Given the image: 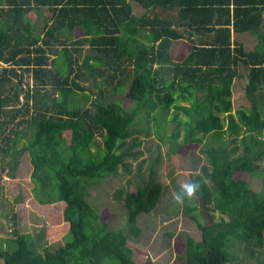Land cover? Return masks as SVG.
Wrapping results in <instances>:
<instances>
[{"label": "trees", "instance_id": "trees-1", "mask_svg": "<svg viewBox=\"0 0 264 264\" xmlns=\"http://www.w3.org/2000/svg\"><path fill=\"white\" fill-rule=\"evenodd\" d=\"M133 1L144 9L141 15L134 13ZM34 11L47 12L43 33L34 31ZM263 24L264 0L0 2V60L32 70L42 85L58 90L54 96L42 93L41 84L27 90L24 113L31 114L32 131L19 148L27 131L12 128L7 133L10 121L4 112L9 103L20 102L24 89L12 85L13 95L3 89L12 81L7 72L18 74L15 67L0 74V131L6 144L0 150L15 149V156L29 151L34 199L39 205L60 203L69 225L64 244L54 250L49 246L53 235L45 229L35 235L16 232L1 244L2 264H139L125 229L103 221L88 195L108 175L119 174L120 165L128 169L125 158L136 153L138 138L126 148L127 139L140 130L150 135L152 129L161 143L148 179L125 197L127 225L134 233L141 231L136 226L140 215L155 211L165 193L154 167L162 145L168 144L171 155L203 145L209 165L186 180L198 185L195 193L203 207L190 204L185 210L202 236L183 233L184 264H234L244 246L253 255L261 249L264 183L256 190L237 174L258 172L264 160ZM76 29L82 36L76 37ZM233 31L257 37L256 47L246 50L233 39ZM177 39L192 45L179 61L170 51ZM238 77L245 79L246 102L234 97ZM96 87H101L99 93ZM128 87L130 109L122 105ZM171 108L170 118L162 115ZM17 116L14 112L11 122ZM142 120L143 126L136 127ZM170 122L175 125L169 133ZM227 137L240 139L241 153L236 154L237 146L230 148ZM196 210L209 219L201 220Z\"/></svg>", "mask_w": 264, "mask_h": 264}, {"label": "rangeland", "instance_id": "rangeland-1", "mask_svg": "<svg viewBox=\"0 0 264 264\" xmlns=\"http://www.w3.org/2000/svg\"><path fill=\"white\" fill-rule=\"evenodd\" d=\"M3 1L4 0H0L1 3ZM133 3L134 13L136 15H141L144 12V9L135 1H133ZM33 16V21H35L34 31L36 33H43V29L47 23V12L40 13L34 11ZM75 35L76 37L82 36V32L76 29ZM249 36H239L235 39H242L245 41L246 43H244L247 46V49H249L258 43L257 37ZM86 51H89L88 48ZM171 54L174 60L180 59L177 57L176 50L172 51ZM7 55H10V53L8 52ZM124 66L128 70H131L132 68L129 63H125ZM14 67L17 69L18 74L15 75L10 71L7 72V75L12 78V81L4 83L3 89H5L6 93L13 95V92L10 89L12 85H16V87H22L24 91H21L20 102H17V104L13 102L9 103L10 105L6 109L7 112L9 111L10 113L4 112V115L8 118V121H10L7 133H10L9 130L12 128L15 130H23V132L27 131V136L25 138L23 137V139L21 138V141L17 145V147L20 148L26 143L27 137L30 135V131H32L31 114L24 113L25 102L27 100L26 92L30 88L33 89L37 84H41V81L35 78L32 70L20 67L19 64L14 66L13 62L8 63L4 60H0V74L4 75L6 68L12 69ZM52 70L57 71L54 65ZM42 86L43 87L40 90L42 93L47 92V94L51 96L58 95V90H54L53 86ZM103 87L108 86L104 85L102 88ZM100 88H95L97 93H99ZM244 88L245 79L238 77L234 84V97L235 99L241 97L239 103L246 102V91ZM118 95L120 94H117L116 96ZM116 96H111V98ZM108 97H110V94ZM122 97V105L127 109H130L133 102L130 96L129 87L122 94ZM19 110L21 111L19 112ZM14 112L18 113V116L11 122L12 117L10 116H12ZM172 114L173 108L162 115H167L170 118ZM27 118H29L28 121ZM143 124L144 121L142 120L137 123L136 127H141ZM174 125L175 123L171 124L170 122L166 127L167 132L170 133ZM12 135L14 136V134ZM133 137L138 138V144L134 147L136 153L128 155L125 158L128 169L120 165L119 174H110L104 182L90 188L88 199L101 213L103 221H110L111 226L114 228L125 229L129 244L134 249L133 258L137 263L184 264L183 254L185 245L183 233H189L196 239H200L202 236L201 229L190 218L185 210L190 204H198L203 207V203L201 197L196 193L191 197H186L181 201H177L174 198L173 193L178 190L175 189V183L173 180H176L177 178V184L181 185L189 179V175L192 172H200L202 174L203 166L209 165V159L203 151L204 146L200 145L198 148L187 146L180 149L178 153L171 155L168 154V144L162 145L161 160L155 164L154 167H157L158 178L165 185V193L155 211L140 215L136 226L140 227L141 231L136 234L132 228L127 225L125 204L126 193L131 187L137 188L140 182L148 179L150 166L156 157V148L161 142L159 136L153 129L150 132V135L147 134L146 130H140L127 139L125 145L126 148L133 143ZM227 139L230 141V148L234 146L239 148V150L236 151V154L242 152L243 146L240 144V139H232L230 137H227ZM97 140L98 143L102 145L101 134L97 136ZM0 146L6 147V144H4L2 140V135L0 136ZM10 149L5 152L0 150V248L1 244H4L7 239L15 237L16 232H30L35 235L41 229H45L53 235L49 246L54 250L64 244V237L69 230V225L61 216V211L59 209L61 204L39 205L34 199L32 192L34 186L31 179L33 166L29 151H25L21 154L16 153V157L15 149L9 151ZM143 159H147V161L142 167H140ZM16 163L18 164L16 165ZM175 171L177 173L174 175ZM237 176L248 179L254 189L261 190L264 183V160L261 162V168L258 172L252 175L242 172L238 173ZM207 181L210 186L213 185L212 180L207 178ZM119 190H122V193L120 194L121 197H118ZM194 212L198 213L200 219L203 221L209 219L208 217L205 219L202 216V213L198 212V210ZM214 215L217 220L221 218L218 211L214 212ZM256 256L258 259H256ZM2 261L3 259L0 256V264H2ZM258 262L264 264V246L261 249L256 250L254 255L250 253L246 246H244L242 248L240 259H237L234 264H258Z\"/></svg>", "mask_w": 264, "mask_h": 264}, {"label": "crops", "instance_id": "crops-1", "mask_svg": "<svg viewBox=\"0 0 264 264\" xmlns=\"http://www.w3.org/2000/svg\"><path fill=\"white\" fill-rule=\"evenodd\" d=\"M263 26H264V24H263ZM251 36V37H255V36H253V35H251L250 33H248V32H234L233 31V39H235V38H237V37H244V36H249V35ZM249 36V37H250ZM239 41H241L243 44H244V46H245V49L246 50H251V49H254L255 47H256V45H257V43L255 44V46L254 47H251V48H249V49H247V46L245 45V41H243L242 39H240ZM245 42V43H244ZM191 48H192V45H191V43L189 42V41H187L186 39H177V40H174L173 42H172V44H171V49H170V51H171V53H172V51H175L176 50V53H177V57H179L180 59L179 60H182V59H184L186 56H187V54L190 52V50H191ZM172 55V54H171ZM179 60H176V61H179ZM235 82H236V80H235ZM235 84V83H234Z\"/></svg>", "mask_w": 264, "mask_h": 264}, {"label": "clouds", "instance_id": "clouds-1", "mask_svg": "<svg viewBox=\"0 0 264 264\" xmlns=\"http://www.w3.org/2000/svg\"><path fill=\"white\" fill-rule=\"evenodd\" d=\"M198 185L195 182L189 181L180 185L178 191L173 193L177 201L183 200L185 197H191L197 191Z\"/></svg>", "mask_w": 264, "mask_h": 264}, {"label": "bare ground", "instance_id": "bare-ground-1", "mask_svg": "<svg viewBox=\"0 0 264 264\" xmlns=\"http://www.w3.org/2000/svg\"><path fill=\"white\" fill-rule=\"evenodd\" d=\"M213 7V6H212ZM211 8V7H210ZM263 9V8H262ZM217 10V9H216ZM219 10V9H218ZM236 12V11H235ZM240 12V11H239ZM221 14V13H220ZM238 15V14H237ZM236 15V16H237ZM212 16V15H211ZM243 17H245V16H243ZM252 18V17H251ZM218 19V18H217ZM229 19V18H228ZM240 20V19H239ZM243 19H241V21H242ZM219 21V20H218ZM245 21V20H244ZM250 21V20H249ZM234 25V24H233ZM251 26V25H250ZM252 29V28H251ZM224 31V30H223ZM258 31V30H257ZM256 31V32H257ZM260 31V30H259ZM261 32V31H260ZM255 34V33H254ZM213 40V39H212ZM259 40V39H258ZM211 44V43H210ZM221 49H222V47H221ZM189 56V55H188ZM168 57V56H167ZM169 58V57H168ZM210 60V59H209ZM206 61V60H205ZM207 62V61H206ZM180 63V62H179ZM199 69V68H198ZM195 71V70H194ZM193 75V74H192ZM165 79V78H164ZM153 84V83H152ZM207 84V83H206ZM196 86H198V85H196ZM192 94V93H191ZM58 102V101H57ZM166 112V111H165ZM262 112V111H261ZM97 128V127H96ZM225 130V129H224ZM235 134V133H234ZM127 188V187H126Z\"/></svg>", "mask_w": 264, "mask_h": 264}]
</instances>
